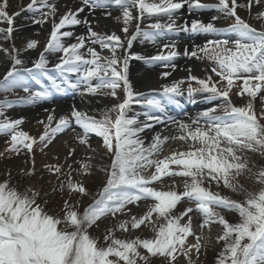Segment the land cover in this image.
Segmentation results:
<instances>
[{
  "label": "snow or ice",
  "instance_id": "obj_1",
  "mask_svg": "<svg viewBox=\"0 0 264 264\" xmlns=\"http://www.w3.org/2000/svg\"><path fill=\"white\" fill-rule=\"evenodd\" d=\"M186 6L191 15L205 9L214 14L208 21L185 18ZM10 7V0H0V24L6 25L0 27V92L5 94L0 136L6 138V152L28 159L18 172L25 184H14L11 171L0 180V264H153L154 259L198 264L210 247L213 226L219 228L215 242L222 245L214 264H264V163L252 158L264 161V0H69L63 6L29 0L27 11L40 13L30 22L51 25L34 59L30 54L40 47L38 40L15 44V19L25 8L11 12ZM111 7L120 14L113 16ZM86 9L102 11L119 30H97L99 19L81 16ZM221 20L231 23L225 27L217 23ZM80 26L82 34L76 32ZM180 34L191 41L182 49L169 39ZM201 35L203 42L196 43ZM137 41L151 43L155 53L133 52ZM181 56L201 61L202 73L187 67L185 78L150 92L134 89L131 61L164 69L159 73L164 81ZM69 93L88 105L115 103L93 111L71 105L59 115L45 109L46 118L37 120L39 136L22 130L23 117L6 114L16 105ZM181 98L192 104L199 98L208 106L178 119L169 108L182 109ZM62 133H72L76 144L65 141L63 161L55 157L57 163L44 166L59 182L51 189L63 201L62 215H55L45 210L49 191L34 182L35 152L39 145L44 153ZM81 150L82 157L74 159ZM97 173L101 186L84 206L87 180ZM242 178L259 188L249 190ZM105 220L115 223L94 237L91 230ZM144 228L152 235H141ZM117 232L127 235L119 238Z\"/></svg>",
  "mask_w": 264,
  "mask_h": 264
},
{
  "label": "rangeland",
  "instance_id": "obj_2",
  "mask_svg": "<svg viewBox=\"0 0 264 264\" xmlns=\"http://www.w3.org/2000/svg\"><path fill=\"white\" fill-rule=\"evenodd\" d=\"M186 8H187V6H186ZM36 15L37 16L39 15V17H40L39 12H36ZM21 20H22V18H20L18 21H21ZM229 23H231L230 20H222L221 21V24L225 27H227ZM37 26L42 28L44 30V32L42 34L46 35L45 28L47 27V24H45L43 27H41L40 25H37ZM0 27H6V25L0 24ZM14 36L16 37L15 44H16V46H19L18 43H20L22 39L15 32H14ZM173 38L176 39L177 36H174V37L170 36L169 37V39H173ZM35 39L37 40V38H35ZM0 42H2V37H0ZM20 45H22V44H20ZM2 46L7 47L8 45L5 43ZM40 50H42L41 44H40V47L35 52H32L31 54L36 55V52H38ZM183 59H184V61H187V62H190L191 64H193L194 67L196 65H201V61H198V60L188 59L187 57H183ZM204 63H207V61H205ZM155 68H160V67H155ZM193 74L200 75V73H198V72H193ZM186 75H185V77H186ZM43 82L45 83L46 86H48V81L45 80ZM158 86H156L155 88H158ZM148 91L149 90H146L144 92H148ZM19 95H23V93L20 92ZM4 98H5V94L3 92H0V100H3ZM73 98H79V97H74L71 93H69L68 95H63V96L57 94L50 101H41V102H38V103L32 104V105H26V104L25 105H16V107L14 109H7L6 114L10 116L11 114L13 115L14 112L20 111L21 109L32 110L35 108H40V107L46 106V105L51 104V103L68 101V100H71ZM8 99L15 100L16 96L12 95V94H8ZM234 99H236V102L238 104L243 103V101L239 100L235 96H234ZM103 103L104 104H110V103H115V101H112L109 99V100H104ZM181 104L183 105L182 109L176 108L175 106H173V108L169 109V112L171 115L177 117L178 119H183V120H186V115H184V113H187V115L192 114L195 116L198 112L205 110V108L208 106L206 101H203L199 98H197L196 104L189 103L187 100L181 98ZM96 105H98V108L103 106V104H96ZM67 111L68 110H65L64 114L67 113ZM13 116H10V117L14 118ZM21 127H22V130L28 132L32 136H39V134L42 131L41 126H35V124H33V122L29 121V120H26L25 123ZM72 136H73L72 133L59 134L57 136V138L53 141L52 145H50L47 149H45L44 153H41L39 151V145L36 146V152H35L36 177L34 178V182L37 183V186L42 184L44 186V189L49 191V193H50L49 203L45 206V210L48 211L50 214L62 215V213H60L59 210H60V207H61L63 201L61 200L59 193H52L51 192L52 187L57 185L59 182L57 181L55 176L46 172L44 166L46 164L57 163L58 161L55 159V157H60V162L63 161V158L66 155V151H60L59 149L56 148L55 145L57 144L58 141L63 140L65 138H70V143L76 144V141H74L72 139ZM5 141H6V138L4 136H0V153H3V155H0V180H4L5 178H7V176H6L7 172L11 171L13 183L17 184V182H19V184L23 185L26 183V181H23L20 179L18 172L22 167L27 166V165H25L24 162L28 158L23 154H21L19 156H15L9 152H6L5 149L8 147V145L6 144ZM99 143H100V140L98 138L93 139V145L94 146H98ZM173 147H175V146H173ZM81 151H78V152H81ZM252 158L258 164L264 163V161H261L260 158L257 156H254ZM74 159H76V158H74ZM76 167H79V165L73 164V168H76ZM101 175L102 174L97 173L96 178L87 180V187L89 189L90 195L88 197L83 198L82 204L84 206H86L88 203L91 202V200L93 198V194L99 190V188L101 186V179H100ZM73 176L75 177L76 174L73 173ZM41 177H43V179H40ZM76 178H79V177H76ZM177 180L179 182V178H177ZM242 183L249 190H257L259 188V185L255 184L254 181L251 179L242 178ZM220 191L222 194L229 195L233 199H242L241 196L233 194L226 189H220ZM75 199L76 198L73 197V200H75ZM41 203H43V202L41 201ZM178 207H183V205L178 206ZM134 211H139V210L134 209ZM224 214L226 215V218L230 222H235L237 219L236 216L233 214H227V213H224ZM110 223L114 224L115 221L110 222L108 220H105L101 224L100 229L93 228L91 230V234L94 237L99 238L103 233L104 227L106 225H109ZM218 232H219V228L216 226H213L212 233H211L212 240L209 242L210 247H209L206 255L202 254L200 256V260H199L198 264H214V258L216 257L217 253L220 251L221 246H222L221 244H217L215 242V236L217 235ZM116 235L119 238H125V236L127 234L117 232ZM141 235L151 236L152 233L149 231L148 228H144ZM153 264H161V262L159 260L154 259Z\"/></svg>",
  "mask_w": 264,
  "mask_h": 264
},
{
  "label": "bare ground",
  "instance_id": "obj_3",
  "mask_svg": "<svg viewBox=\"0 0 264 264\" xmlns=\"http://www.w3.org/2000/svg\"><path fill=\"white\" fill-rule=\"evenodd\" d=\"M29 2V0H10V9L9 11L11 12H15V11H19L21 9V7H24L25 10L21 12V16L16 17L15 19V27H16V34L19 35V37L22 39L20 43H18V47H20L22 44V41L25 38H32L35 39L37 38V40L40 42V44L43 47V44L46 40L47 37V33L50 30V24H47V27L45 28V34H42L44 32V30L40 27H38L35 24H32L30 22V18L35 16L36 18H39V15H36V12H29L26 9V5ZM53 3H57L60 5H64L67 2H69V0H52ZM79 2V0H70L71 4H77ZM204 2L206 3H213L215 2V0H204ZM240 3H244V0H239ZM110 10L113 13V16L119 15V9L116 7H111ZM182 14L185 18H200L204 21H208L211 17V15H213L214 13L212 11H209L207 9L205 10H201L200 12L196 13L195 15H191L188 11L187 8L185 7V9L181 10ZM239 14L245 18V19H251L250 16L246 15V12L244 9H238ZM252 15H255V12L252 13ZM82 17H86L88 19H99V28L97 30L100 29H105V30H116L118 31L120 28V24L117 23L115 20H113L111 17H105L102 13V11L98 10L96 13L94 14H90L89 10L86 9V11L84 13H81ZM20 18H22L21 21H18ZM222 21V20H221ZM221 21H218V24H221ZM85 29L83 26H80L78 28H76V32L78 34H82L84 33ZM37 33H39V35H37ZM121 35H123L122 33H120ZM178 44L180 45L181 49L185 46H187L188 44L191 43V41L188 40V36L185 34H180L179 36H177L176 38ZM203 42V36L201 35L199 38H197L196 43H202ZM133 52H137L140 53L142 55H147L150 53H155L156 51V47L154 45H152L151 43L148 42H134V46L132 49ZM31 58L34 59L36 57L35 54H30ZM23 58L25 59V62H28L29 59V54L25 53ZM177 64V70L175 72L172 73V75L170 77H168L166 80L162 81L159 79V73L161 71H164V69L162 68H155L154 67H149L148 65H146L145 63H143L142 61H131L130 65H129V79L134 87L135 90L138 91H146V90H150L155 88L156 86H158L160 83H166V82H171L172 80L175 79H182L185 78V75L187 74L184 69L187 67H191L193 69V72H198V73H202V68L200 67V65H196L194 67L193 64H191L190 62L184 61L183 56L177 58V60L175 61ZM4 69V64L3 62H0V73L3 72ZM104 104V103H103ZM71 105H76L78 108H80L81 110H87V111H93L94 109H98V105L93 104V105H88L84 102H82L80 100V98H73L71 100L68 101H64V102H55V103H51L48 104L46 106L40 107V108H35L32 110H24L21 109L20 111H16L13 113V115L11 114L10 116H13L14 118H18V117H23L26 120L32 121L33 124H35V126H39L37 124V120H43L46 118L47 116V112L45 111V109H56L57 114H64L65 110H68L69 107ZM187 116H194L192 114L187 115ZM186 116V119H187ZM67 141L68 143H70V138H65L63 140H60L57 142V144L55 145L57 149H59L60 151H67V149L65 147H62V144ZM71 144V143H70ZM173 146H177L176 144H174ZM82 157V151L81 152H77L76 154V159H79Z\"/></svg>",
  "mask_w": 264,
  "mask_h": 264
}]
</instances>
